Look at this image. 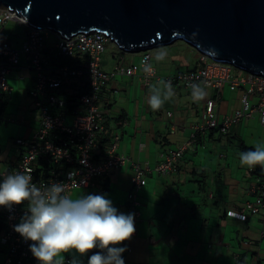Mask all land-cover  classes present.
I'll return each instance as SVG.
<instances>
[{"label":"crops","instance_id":"obj_1","mask_svg":"<svg viewBox=\"0 0 264 264\" xmlns=\"http://www.w3.org/2000/svg\"><path fill=\"white\" fill-rule=\"evenodd\" d=\"M139 59L140 55L129 64ZM28 60L29 55H24L22 64L12 68L11 89L0 92V157L8 153V158H0V171L21 155L16 139L30 137L40 123V112L30 95L36 71ZM164 63L169 66H155L160 75L179 71V67L175 69L176 62L173 66ZM233 75L242 74L236 71ZM118 76L109 78L100 105L107 113L110 134L119 131L121 135L119 152L129 158L122 168L90 189L127 214L128 193L133 188V162L153 166L170 149L189 140L191 125L203 120L205 100L215 94V89L200 88L206 95L197 100L193 89L182 83L172 84L169 94L162 80L154 78L145 85L139 76ZM154 87L164 101L156 111L148 104ZM243 94L241 87L233 90L224 85L216 105L219 119L242 106ZM15 110H24L25 122L23 119L20 126L14 118L4 119ZM260 144H264V126L256 111L252 117L234 123L227 133L214 129L200 135L170 175L147 174V184L138 193L142 211L138 229L129 240L118 245L126 248L125 264H264V212L246 210L245 220L227 214L229 209L245 207L246 201L254 197L253 188L259 175L240 164L239 153L254 150ZM73 250L54 257L53 264L73 255ZM0 251L1 262L5 252L1 248ZM80 260L88 264L85 254Z\"/></svg>","mask_w":264,"mask_h":264},{"label":"built area","instance_id":"obj_2","mask_svg":"<svg viewBox=\"0 0 264 264\" xmlns=\"http://www.w3.org/2000/svg\"><path fill=\"white\" fill-rule=\"evenodd\" d=\"M10 19L30 28L19 46L13 45L9 39H0V92L11 89L9 74L12 68L22 64L24 55H29L28 65L36 71L30 95L41 119L30 137L16 139L21 155L16 162L0 171L1 183L10 174L25 173L31 175L32 182L42 193L47 192L53 184H61L63 191L60 195L70 197L76 188H96L100 180L122 168L129 157L119 152L121 135L119 131L110 134L107 113L100 105L109 78L118 74L139 76L145 85L151 84L155 78L170 85L182 83L192 89V85L215 89V94L205 100L203 120L191 125L189 140L170 149L153 166L133 162V188L128 193L127 214H134L135 232L142 215L138 193L147 184V174L157 172L170 175L178 169L186 149L200 135L214 129L227 133L234 123L252 117L256 111L260 113L264 126L263 74L248 71L249 74L234 76L238 67L213 58L209 61V56L202 53L199 67L160 75L151 63L150 49L141 51L139 62L132 64L126 63L125 56L119 54L113 71L106 72L101 55L111 38L105 32L98 29L80 31L68 37L57 31L58 40L53 50L46 46L48 32L44 34L42 28L30 26L27 18L18 10L1 4L0 25ZM226 84L233 90L239 87L244 89L242 106L219 119L216 105ZM249 169L259 175L253 188L254 197L246 201L245 207L227 212L229 216L241 220L247 218L246 210L264 212V174L259 165ZM28 205L29 201H24L20 205L2 206L0 246L5 255L0 264H40L30 251L33 242L25 240L14 230V225L20 223L27 212ZM71 257L66 255L61 264H67Z\"/></svg>","mask_w":264,"mask_h":264},{"label":"water","instance_id":"obj_3","mask_svg":"<svg viewBox=\"0 0 264 264\" xmlns=\"http://www.w3.org/2000/svg\"><path fill=\"white\" fill-rule=\"evenodd\" d=\"M30 26L70 37L105 31L128 52L183 39L214 60L264 75V0H0Z\"/></svg>","mask_w":264,"mask_h":264},{"label":"clouds","instance_id":"obj_4","mask_svg":"<svg viewBox=\"0 0 264 264\" xmlns=\"http://www.w3.org/2000/svg\"><path fill=\"white\" fill-rule=\"evenodd\" d=\"M165 87L170 94V83ZM192 87L195 99L206 95L198 85ZM151 91L148 104L156 111L164 101L159 89L154 87ZM239 157L242 166L254 168L259 165L264 172V144L240 152ZM62 191L61 184H53L42 193L32 182L31 175L25 173L10 174L0 183V206L11 207L29 201L27 212L21 222L14 225V230L33 242L30 245L33 256L40 264H53L54 257L75 249L79 256L73 254L67 264H82L80 256L98 247L101 251L92 254L88 264H125L122 253L126 248L117 245L134 234V214L119 212L104 195L88 194L72 199L61 196ZM55 264H61V260H56Z\"/></svg>","mask_w":264,"mask_h":264},{"label":"rangeland","instance_id":"obj_5","mask_svg":"<svg viewBox=\"0 0 264 264\" xmlns=\"http://www.w3.org/2000/svg\"><path fill=\"white\" fill-rule=\"evenodd\" d=\"M29 28L30 27L28 25L23 24L18 20L10 19L6 23L0 25V39L2 38L9 39L13 43V45L19 46L25 40L27 31L29 30ZM42 32L44 34L48 32L49 35L47 36V39H46V43H47L46 46L49 45L54 50L55 43L58 40L57 31L46 28V29H43ZM124 51L125 50L120 48L116 42L107 41L105 49L103 50L102 55H101V63L103 65V69L106 72L113 71L115 61H117L119 58L118 56H116L118 53L120 55L125 54L123 56H125L126 58L125 59L126 63H131V61L137 60L141 53V52H128V51L124 52ZM148 51L149 52L153 51L152 64L154 66L157 65L158 68L162 66H169L168 64L164 62H170L172 66L174 62H176L175 63L176 70H177L176 67H179V70L194 69V68L199 67L202 64L201 62L202 52L198 48H196L194 45L190 44L189 42L183 39H177L175 42L171 44L159 45V46L153 47ZM158 57H162V58H158ZM208 60L211 61V58L208 57ZM236 69L242 75L249 74V72L244 69H240V68H236ZM255 100L258 101V98H255ZM23 111L24 110H20V111L15 110L12 113V115H5L4 119L14 118L17 122L16 125L20 126L21 121L23 119L25 122V115H23L24 114ZM21 117L22 119H20ZM3 152L4 151H2V153ZM0 158H8V153L5 152ZM0 183H1V177H0ZM87 190L88 191H86L85 188H76L72 193L73 194V196H71L72 199L78 198L80 196L92 194L91 189L88 188ZM82 192L84 193L82 194ZM62 253L65 255V252H62ZM71 253L79 256L78 253H75V249ZM80 258L82 259V256H80ZM83 263H87V262H85L84 260Z\"/></svg>","mask_w":264,"mask_h":264},{"label":"trees","instance_id":"obj_6","mask_svg":"<svg viewBox=\"0 0 264 264\" xmlns=\"http://www.w3.org/2000/svg\"><path fill=\"white\" fill-rule=\"evenodd\" d=\"M67 61H69V60H67ZM71 62V61H70ZM1 110L2 109H0V113H1ZM106 183H104V185H105ZM93 192V191H92ZM92 194H97L96 192H93ZM98 195V194H97ZM0 222L2 223V225H1V227L3 226V210H2V206H0ZM0 227V229H2ZM112 245H110V247H111ZM117 247H118V245H117ZM0 248L3 250V247H1L0 246ZM98 251H101V249H99L98 247L97 248H94L93 250H91V251H89L88 253H86L85 254V257H86V260L88 261V258L92 255V254H94L95 252H98ZM122 258L124 259V261L126 260V254H125V252H123L122 253Z\"/></svg>","mask_w":264,"mask_h":264}]
</instances>
